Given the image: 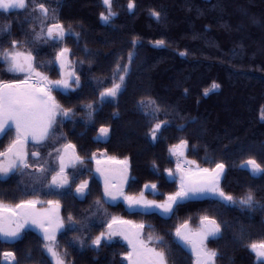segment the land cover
Returning a JSON list of instances; mask_svg holds the SVG:
<instances>
[{"label": "trees", "instance_id": "16d2710c", "mask_svg": "<svg viewBox=\"0 0 264 264\" xmlns=\"http://www.w3.org/2000/svg\"><path fill=\"white\" fill-rule=\"evenodd\" d=\"M35 2L55 9L59 22L79 35L70 32L64 44L56 47L38 40L29 43L33 30L39 31L29 0L27 9L0 10V50L8 48L12 39L23 41L35 55L37 69L55 80L59 70L51 61L59 47L67 46L80 77V86L74 90L54 92L75 115L58 123L56 134L43 148L75 144L85 159L77 174L89 180L90 194L80 198L74 186L65 195H45L46 188L38 194L42 200L60 201L66 228L69 214L77 225L84 217L92 220L87 230L78 227L58 233L56 246L62 254L67 252L68 264H127L123 254L129 247L124 242L114 239L98 249L90 245V238L106 230L101 220L106 222L112 215L152 225L145 227L143 236L163 238V245L154 239L150 243L165 251L168 264H195L193 255L175 237V229L186 220L198 226L203 215L221 225L220 234L207 241L208 248L218 253L216 264H264L247 246L264 240V173L254 175L242 167L249 159L264 166V0H135L132 11L128 0H113L118 14L109 23L100 19V13L107 11L103 0ZM153 10L160 13L158 19ZM161 40L164 44L158 45ZM117 64L129 66L124 88L116 102H101L99 93L112 86ZM14 78L22 75L9 73L0 61V79ZM213 83L219 88L204 95ZM150 101L159 106L158 119L167 123L156 140L149 135L154 123ZM88 104L94 109L91 118ZM101 126L110 128L106 139L98 138ZM13 138L12 133L0 137V151ZM180 139L189 141L186 156L200 166L223 162L220 186L236 199L251 191L256 206L241 208L216 197H200L169 217L158 211L129 210L122 201L103 203V185L89 160L93 152L107 149L110 156L129 158L126 192L139 193L145 184L154 183L158 193L167 194L178 187L176 176H169L165 169L175 168L176 158L169 149ZM71 175L70 170V179ZM34 187L27 172L0 176V200L14 204L32 198ZM145 195L164 198L152 195L151 189ZM97 200L102 203L99 213ZM77 237L85 241L83 245ZM4 251L15 252L19 264H54L43 237L34 229L24 230L14 242L0 239V253ZM0 264H5L2 255Z\"/></svg>", "mask_w": 264, "mask_h": 264}, {"label": "snow or ice", "instance_id": "6c2138e0", "mask_svg": "<svg viewBox=\"0 0 264 264\" xmlns=\"http://www.w3.org/2000/svg\"><path fill=\"white\" fill-rule=\"evenodd\" d=\"M32 11L37 13L39 20V31L33 30V39L29 43L37 40L43 43L51 42L53 47L63 45L66 35L70 32L76 36L73 30L65 28L55 16V9H50L46 3H36L31 0ZM107 12L100 13V19L104 23H109L117 12L113 10V0H103ZM29 0H0V9H27ZM128 10L136 8L135 0H128ZM157 19L160 17L158 11L151 13ZM51 17V19H50ZM11 35V32L8 31ZM158 45H163L164 41H157ZM71 49L61 46L55 52L52 64L59 65V79H51L47 74L37 69L36 57L28 49L25 43L18 39H12L10 46L0 50V61L7 65V71L13 74H21L22 78L0 79V136H7L12 133L14 138L8 143L3 151H0V176L8 177L10 174L31 170L40 181L42 188H46L45 195H65L71 192L74 186V194L84 197L90 194L89 180L79 179L77 174L78 166L85 163L84 157L76 151V145L71 143L61 144L60 147H52V151L42 155L40 151L28 150L29 142L34 148L44 147L56 134L58 118L60 120L72 119L75 115L70 107H65L57 100L54 92L65 91L79 86L80 77L69 61ZM129 62L132 55L129 54ZM127 66L116 65V73L111 87H106L99 93L103 102L108 97H116L121 91L127 75ZM118 79L119 82H116ZM219 88L213 83L211 89H205L204 95H208L210 90ZM153 111L149 115L154 123L149 128V135L152 140L158 138V134L167 127L164 120L158 119L159 106L155 101H150ZM143 107L145 102H140ZM89 110V118L94 111L92 104L86 105ZM99 132L107 136L110 128L101 126ZM189 141L180 139L178 144L170 147L169 151L177 157L175 169L167 168L165 171L169 176L178 177V187L175 191L161 194L157 191L154 183L145 184L144 191L139 193H128L125 191L129 181V158L123 160L115 156H109L107 149L103 152H93L89 160L95 161V172L99 173L103 179L102 197L103 203H110L122 199L129 210H140L142 213L159 211L164 216H171L188 201L200 197H216L227 205H239L241 208H253L256 201L251 191L236 199L227 194L220 186V178L224 174L226 165L223 162L215 163L214 167H201L196 160H189L186 156ZM55 154V155H53ZM31 158V163L29 162ZM55 161L53 164L52 161ZM251 168L253 174L264 173V166L255 159H249L242 167ZM70 170L72 172L70 179ZM51 176L50 181L48 177ZM79 180L77 183L76 181ZM47 181V183H45ZM42 188L34 187L30 193L32 198L21 199L18 203L8 204L0 200V239L5 243L14 242L21 238L26 227H37L43 236L44 248L51 254L55 264H68L67 252L63 254L56 246V236L62 229L65 231L87 230L90 228L92 220L84 217V220L77 225L72 215L67 216V228L65 218L60 215V201L39 199L38 194ZM151 189L152 195H163L161 200L148 199L145 191ZM47 204V208H38V205ZM97 213L101 211L100 200L95 204ZM106 210H105V213ZM101 224L106 227L105 231H100L94 238H90V245L100 248L102 243H107L115 236H120L127 241L129 251L124 253L127 264H168L167 255L164 250L149 246L150 242L163 245L162 237L152 236L148 240L143 238L145 227L152 228V225H145L143 222L137 223L133 220L125 219L121 216H110L106 222L101 220ZM221 232V225L216 219L208 215L200 217V225L193 229L186 220L175 229V237L190 246L195 255V264H215L218 255L215 249L207 246L209 237H216ZM243 239V236H241ZM81 245L84 240L76 238ZM258 258L264 261V240L253 241L247 245ZM5 264L9 261L12 264H19L15 252L4 251L0 253Z\"/></svg>", "mask_w": 264, "mask_h": 264}, {"label": "rangeland", "instance_id": "374dc122", "mask_svg": "<svg viewBox=\"0 0 264 264\" xmlns=\"http://www.w3.org/2000/svg\"><path fill=\"white\" fill-rule=\"evenodd\" d=\"M0 10H3V9H0ZM9 10H12V9H9ZM107 12V11H106ZM114 18V17H113ZM112 18V19H113ZM133 56V55H132ZM69 61L71 62V65L73 66V68H74V65H73V61L71 60V58H70V56H69ZM57 67H58V70H59V65L57 64ZM5 68L7 69V65L5 64ZM127 68H128V71H129V66H127ZM127 74H128V72H127ZM127 76V75H126ZM126 76H125V80H126ZM59 78H60V75H59ZM58 78V79H59ZM116 82H119L118 80L116 81ZM125 83V82H124ZM79 86H80V84H79ZM78 86V87H79ZM75 88H77V86H73V88H71V89H68V90H65V91H62V92H65V93H67V92H70L71 90H74ZM123 88H124V85L122 86V88H121V91L118 93V95L116 96V97H108V98H106L104 101H111V102H116L117 101V99H118V96H119V94L122 92V90H123ZM211 89V88H210ZM218 89V88H217ZM213 90H216V89H213ZM213 90H210L209 92H211V91H213ZM101 101V100H100ZM64 120H66V119H64ZM64 120H60L59 118H58V123H61L62 121H64ZM108 135H109V133L107 134V136H105V135H102L100 132L98 133V138H100V139H106L107 137H108ZM0 137H2V136H0ZM57 147H60V146H57ZM28 150H29V152H31V151H40L41 153H42V155H45V158H47L46 157V153L47 152H50V151H52V149H47V151H45L44 150V148L43 147H39V148H34L33 146H32V142H29V144H28ZM44 150V151H43ZM53 155H55V154H53ZM110 156V155H109ZM175 156V155H174ZM98 157H99V155H98ZM118 158V157H117ZM175 158H176V161H177V157L175 156ZM188 158V157H187ZM118 159H120V160H123L124 158H118ZM189 159V158H188ZM189 160H191V159H189ZM30 163L32 162L31 161V158H30V161H29ZM52 163L54 164L55 163V161L53 160L52 161ZM244 164H246V163H244ZM243 164V165H244ZM95 167H96V165L94 164V166H93V168H92V170H93V173H94V176L95 177H97L100 181H101V183H102V185H103V179H102V177L100 176V174L99 173H96L95 172ZM205 167V166H204ZM245 168H247V169H249L251 172H252V170H251V168H250V166L249 167H245ZM175 169V168H174ZM24 172H27L28 173V177L29 176H31L32 177V180L34 181V184H36V186L38 187V188H42V185H41V183H40V181L41 180H43V177H40L39 179L37 178V176L36 175H33L32 174V171L31 170H25V171H23V173ZM19 173V172H18ZM253 173V172H252ZM259 174H261V173H258V174H254V175H259ZM130 176H131V173H130V169H129V180H130ZM1 177H3V176H1ZM177 178V180H178V177H176ZM221 178H222V176H221ZM221 178H220V180H221ZM48 181H50V179H51V176H49L48 178ZM129 182V181H128ZM45 183H47V181H45ZM178 183H179V181H178ZM42 189H45V188H42ZM125 191H126V189H125ZM81 198V197H80ZM40 200H42L41 198H39ZM148 199H151V198H148ZM42 201H47V200H42ZM118 201H122V202H124L122 199H120V200H116V201H114V202H112V203H115V202H118ZM125 203V202H124ZM126 204V203H125ZM126 206H127V204H126ZM38 208H47V207H49L47 204H44V205H38L37 206ZM128 207V206H127ZM61 210V209H60ZM159 212V211H158ZM60 215H61V212H60ZM62 216V215H61ZM126 219V218H125ZM129 220V219H128ZM199 225H200V223H199ZM199 225L198 226H194V225H192L191 223H189V226L191 227V228H193V229H196V228H198L199 227ZM26 229H34V230H36L37 232H39L38 231V228L37 227H35V226H30V227H26L24 230H26ZM23 230V231H24ZM23 233V232H22ZM40 233V232H39ZM219 235V234H218ZM42 236V235H41ZM58 236V235H57ZM57 236H56V239H57ZM43 237V236H42ZM116 237V236H115ZM120 237V236H119ZM122 237H120V238H117L118 240H120V241H122V242H124L125 244H127V246H128V243H127V241L126 240H122L121 239ZM143 238H144V236H143ZM210 238H212V237H209V239ZM145 239V238H144ZM178 239V238H177ZM145 240H148V239H145ZM178 241L193 255V257H194V263H195V255H194V253H193V251H192V249H191V247L190 246H188V245H186L185 243H183L182 241H180L179 239H178ZM149 246H151V247H154L151 243L149 244ZM129 247V246H128ZM130 250V249H129ZM254 253V252H253ZM255 254V253H254ZM51 255V254H50ZM49 255V256H50ZM255 256H256V254H255ZM50 258H52V256H50ZM256 258L259 260V261H262L260 258H258L257 256H256ZM52 261L54 262V264H55V261H54V259L52 258ZM264 262V261H263ZM215 264H216V261H215Z\"/></svg>", "mask_w": 264, "mask_h": 264}, {"label": "crops", "instance_id": "0c3cea01", "mask_svg": "<svg viewBox=\"0 0 264 264\" xmlns=\"http://www.w3.org/2000/svg\"><path fill=\"white\" fill-rule=\"evenodd\" d=\"M99 155V154H98ZM93 161V163L95 164V161L94 160H92ZM38 231L40 232V234L42 235V233H41V231L38 229ZM60 232V231H59ZM58 232V233H59ZM58 233H57V235H58ZM117 238H120L119 236H116V237H113V239L112 240H114V239H117ZM122 240H123V238H121ZM47 251V250H46ZM48 253V252H47ZM48 255H50V253H48ZM51 256V255H50ZM52 259V258H51Z\"/></svg>", "mask_w": 264, "mask_h": 264}]
</instances>
